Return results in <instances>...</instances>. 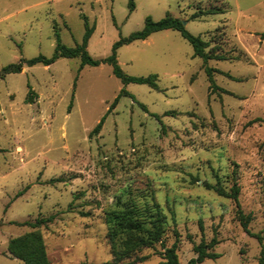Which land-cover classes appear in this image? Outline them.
<instances>
[{
  "label": "rangeland",
  "instance_id": "374dc122",
  "mask_svg": "<svg viewBox=\"0 0 264 264\" xmlns=\"http://www.w3.org/2000/svg\"><path fill=\"white\" fill-rule=\"evenodd\" d=\"M132 2L130 11L129 0H0V70L20 58L52 56L55 32L64 46L78 44L82 15L95 26L87 46L94 59L109 56L147 16L166 14L207 42L206 51L227 58L206 63L217 70L219 89L211 91L202 60L178 32L122 46L120 69L156 75L158 90L127 84L132 99L121 97L91 137L123 88L109 65L80 68L78 58H61L0 79V264H23L7 242L35 230L50 264H109L104 213L117 199L142 207L150 194L166 217L163 244L177 242L180 264L212 238L218 244L209 252L219 257L200 264H258L260 245L239 225L235 203L203 182L218 178L226 190L236 184L248 229L264 243V123H250L264 118V0ZM213 7L225 12L191 19L197 8ZM49 216L37 229L22 225ZM161 253L157 243L137 264H161Z\"/></svg>",
  "mask_w": 264,
  "mask_h": 264
},
{
  "label": "trees",
  "instance_id": "16d2710c",
  "mask_svg": "<svg viewBox=\"0 0 264 264\" xmlns=\"http://www.w3.org/2000/svg\"><path fill=\"white\" fill-rule=\"evenodd\" d=\"M133 8L134 4L132 0H129V10L132 11ZM224 12L225 10L220 9L219 7L208 9L197 8V11L191 15V19H197L208 15L223 14ZM82 20L84 23V33L78 44L73 47L64 46L60 43L58 34L55 32L56 45L52 56L44 57L39 55L32 59L20 58L16 63L8 64L0 70V79L9 74L20 73L24 67H31L37 64L49 66L61 58H78L80 60V68L86 65L93 67L99 66L100 64L109 65L112 74L121 82L123 88L114 98L106 113L100 118L99 122L89 133V137L98 134L106 116L115 108L121 97H129L132 99L131 94L124 89L127 84L134 83L147 85L151 89L158 90L156 75H148L146 77L128 76L120 69L117 62V51L119 48L135 41H144L154 33L165 30L178 32L179 35L191 46L192 56L202 60L203 69L207 76L211 91L219 89L215 85L213 78V73L217 72V70L208 67L206 63L209 60L224 61L227 59L226 56L221 52L219 53L213 50L206 51L208 43L202 40L200 36L190 34L178 18L166 14L162 19L154 21L151 17L147 16L144 19L141 30L133 32L127 37L120 36L118 40L112 44L110 55L99 60L92 58L87 51L88 42L95 26L94 24H89L88 18L85 15H82ZM74 86L75 83L73 87ZM34 97L35 94L33 90L29 88L25 102L31 104ZM140 108L146 112L145 106L140 105ZM171 113L172 112H167L164 115H170ZM156 119L159 120V117H156ZM254 122L264 123V118H256L250 123ZM215 178H217V176H215ZM203 186L214 191L219 196L231 199L235 203V217L242 230L258 241L260 245L258 264H264V243L262 242V237L259 233H251L248 229L250 215L244 214L240 209L238 203V186L233 184L228 190H226L220 185L218 178L215 184H210L204 181ZM82 215L87 216L88 214L83 213ZM52 219L53 216H49L45 219H37L32 223L24 222L22 225L37 229L40 226L50 223ZM103 220L107 227L106 238L112 256V262L109 264H137L144 262L147 260V256H139V253L144 249L153 248L157 243L162 247L161 254L164 261L161 264H180L176 254L177 242H174L170 247H166L163 244L162 238L165 233L166 217L159 204L155 202L152 194H150V201H145L142 207H139L132 199H117L115 201L114 209L105 212ZM217 244L218 241L215 238H212L207 244L201 242L198 245L193 246L195 257L191 258L187 264H200L205 259H217L219 257L218 254L209 252V250ZM6 250L13 258L21 261L23 264H50L44 240L38 230L11 238L7 242Z\"/></svg>",
  "mask_w": 264,
  "mask_h": 264
}]
</instances>
